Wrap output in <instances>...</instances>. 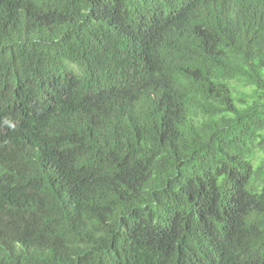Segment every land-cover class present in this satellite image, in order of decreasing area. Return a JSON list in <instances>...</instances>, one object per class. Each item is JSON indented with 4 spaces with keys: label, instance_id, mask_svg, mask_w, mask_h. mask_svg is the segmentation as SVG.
Returning <instances> with one entry per match:
<instances>
[{
    "label": "trees",
    "instance_id": "obj_1",
    "mask_svg": "<svg viewBox=\"0 0 264 264\" xmlns=\"http://www.w3.org/2000/svg\"><path fill=\"white\" fill-rule=\"evenodd\" d=\"M0 264H264V0H0Z\"/></svg>",
    "mask_w": 264,
    "mask_h": 264
}]
</instances>
